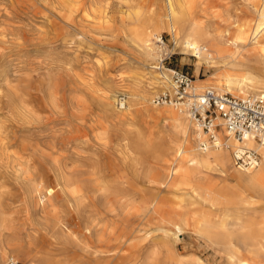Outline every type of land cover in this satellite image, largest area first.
Returning a JSON list of instances; mask_svg holds the SVG:
<instances>
[{"label": "rangeland", "instance_id": "rangeland-1", "mask_svg": "<svg viewBox=\"0 0 264 264\" xmlns=\"http://www.w3.org/2000/svg\"><path fill=\"white\" fill-rule=\"evenodd\" d=\"M220 2L244 7L243 0H212ZM202 3L195 0L194 17L202 16ZM165 13V0H0V226L31 236L39 258L226 263L195 229L180 232L170 249H156L145 235L155 227L144 208L156 189L152 174L164 170L185 136L154 102L162 92L149 95L158 62L145 57L136 32L163 35L176 52L168 68L193 80L217 70L204 63L198 71L197 58L180 53L157 23ZM121 97L130 104L125 121L117 118ZM216 177L235 183L229 173ZM90 223L94 234L83 236ZM138 229L139 239L118 246Z\"/></svg>", "mask_w": 264, "mask_h": 264}, {"label": "bare ground", "instance_id": "bare-ground-1", "mask_svg": "<svg viewBox=\"0 0 264 264\" xmlns=\"http://www.w3.org/2000/svg\"><path fill=\"white\" fill-rule=\"evenodd\" d=\"M165 1L166 13L157 23L166 27L181 54L197 58L198 71L204 63L217 69L208 79L193 80L188 88L190 93L202 95L211 90L237 98L264 96V0H243L240 11L222 2L213 5L212 0H203L202 16L197 17L193 11L195 0ZM136 36L145 57L158 62L153 66L154 81L149 84V95L172 92L175 84L171 69H163L160 64L167 51L157 44L161 35L146 28L137 31ZM141 96L146 101L150 99ZM112 99L108 97L109 107L114 106ZM149 102H153L152 98ZM188 102L163 104L161 109L185 138L174 144L175 155L164 170L152 174L156 189L144 208L155 220V227L146 232V239L156 249H170L179 241L180 232L195 229L224 254L225 264H264V134L263 142L251 135L238 140L225 129L220 117L215 123L221 124V129L206 132L191 117ZM124 109L117 118L125 121L130 110L127 99ZM244 150L256 151L259 159L249 168L234 167L237 155ZM216 173H229L235 183L218 179ZM95 226L87 224L80 233L91 236ZM142 230L120 238L117 245L127 247L126 244L140 238ZM73 231L70 233L76 237ZM34 246L31 236L11 233L0 226V264L18 260L13 253L24 264H52L39 258ZM176 264L186 262L177 260Z\"/></svg>", "mask_w": 264, "mask_h": 264}, {"label": "built area", "instance_id": "built-area-1", "mask_svg": "<svg viewBox=\"0 0 264 264\" xmlns=\"http://www.w3.org/2000/svg\"><path fill=\"white\" fill-rule=\"evenodd\" d=\"M157 44L165 48L163 58L160 62L161 68H165L173 57V53L168 50L165 37L161 35ZM169 47V48H168ZM171 77L175 84L171 91L158 94L154 102L158 105L179 104L188 102V111L191 117L201 124L204 131L221 129V124L215 121L220 117L223 120L225 129L234 135L238 140H243L247 135L253 136L259 142H263L264 134V96L252 95L246 98H237L231 94H218L215 91L208 90L202 95L192 94L188 88L193 78L182 70L172 69ZM126 97L119 99V107L124 109ZM214 139V137H212ZM259 159L256 151L244 150L236 157V165L241 168H249ZM7 264H22L18 260L10 259Z\"/></svg>", "mask_w": 264, "mask_h": 264}]
</instances>
